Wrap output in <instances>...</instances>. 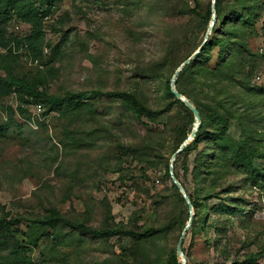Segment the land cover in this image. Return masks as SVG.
<instances>
[{
	"label": "rangeland",
	"instance_id": "obj_1",
	"mask_svg": "<svg viewBox=\"0 0 264 264\" xmlns=\"http://www.w3.org/2000/svg\"><path fill=\"white\" fill-rule=\"evenodd\" d=\"M166 2L170 0H61L45 20L44 59L34 60L21 49L19 60H9V69L0 66L4 75L10 74L8 70L44 75L47 90L55 94L131 90L160 111L155 118L140 119L119 100L99 96L94 110L45 111L43 104H26L27 117L17 113L12 121L6 106L18 107L21 101L15 93L0 98V217L8 212L27 229L32 218L57 207L67 217L94 227L140 230L186 217L187 207L171 188L173 178L167 175L166 165L177 147L174 130L189 122L164 87L177 64L206 33L200 18L174 16ZM179 25L180 30L192 29V37L170 48V28ZM8 27L19 34L30 30L15 15ZM65 32L66 39L58 46ZM218 35L217 45L205 55V66L233 59L245 67L230 81L227 92L224 83L208 85L198 98L205 109L214 97L228 95L231 102L227 106L233 112L228 132L235 138H256L254 142L264 152V15L253 27L239 24L232 35L227 34L233 47H225L231 51L222 60L219 50L225 30ZM54 46L57 50L52 51ZM0 52L6 53L1 47ZM186 89L191 91L189 80ZM209 144L204 139L192 149L187 174L181 165L184 156L176 165L191 192L203 176L192 172L196 156L210 152ZM211 160L207 155V166ZM224 162L229 161L222 159L220 168ZM241 166L219 175L216 185L209 183L220 193L207 199L204 226L185 237L188 264H232L252 252H259V264H264V189L256 181L258 175L264 179V158L255 159L253 171ZM227 198L221 210L211 208ZM62 229L71 234L72 241L55 246L51 237H43L32 250L36 260L46 264H165L180 238L179 223L141 243L128 236L104 239L68 226ZM19 238L26 237L21 234Z\"/></svg>",
	"mask_w": 264,
	"mask_h": 264
},
{
	"label": "trees",
	"instance_id": "obj_2",
	"mask_svg": "<svg viewBox=\"0 0 264 264\" xmlns=\"http://www.w3.org/2000/svg\"><path fill=\"white\" fill-rule=\"evenodd\" d=\"M59 1L61 0H0V47L6 51L5 54L0 52L1 67L9 69V60H19L21 56L18 51L21 49H25L27 55L34 60L44 59L46 46L45 20L53 6ZM176 1L170 0V2H166L168 5L166 6L167 11L174 16L189 14L195 17V19L200 18L204 25L205 33H207L213 16V0L207 2L203 0H183L181 3H177ZM216 13V22L203 49L179 72L177 78L178 90L190 98L198 107L202 115V122L195 138L178 154L175 168L178 161L184 156L181 165L184 174H187L191 170L188 156L192 149L196 148L199 142L204 139H208L210 142V152L209 150L199 152L195 159L192 172L198 177L203 175L195 192L189 190L186 183L181 179L179 172L175 170L176 176L185 186L194 206L195 214L189 229L193 234L199 231L205 224L206 216L209 212V209L205 208L208 203L207 199L213 198L220 193V191L212 189L209 183L214 184L219 175H223L235 165L237 167L242 165L241 167L253 171L255 169V159L264 158V152L261 150L260 144L254 142L256 138L254 140L247 137L235 138L228 132L230 118L233 115L231 108L227 106L231 102L228 95L221 99L214 97L213 101L207 104L205 109L198 98L199 91L208 85L212 87L214 84L224 83V89L227 92L228 84L231 83L230 81L235 79L236 74L243 71L245 63L233 59L219 61L214 67L208 68L205 66V55L217 45L219 40L218 34L222 29L225 30V37H223L225 42L224 44H220L219 50V60H222L225 53L228 50L231 51V49L225 47H233L231 46L232 42H230L231 37H228L227 34L232 35L239 24L245 27H253L256 19L264 15V0H217ZM12 15H15L20 21L28 23L30 25L29 32L19 34L9 30L8 23ZM179 27L180 25L170 28V48L177 47L181 42L188 41L192 37V29L180 30ZM63 35L58 46L65 41L67 32ZM204 39L205 36L201 43L177 64L175 70L165 82V94L184 109L189 122V126H179L174 130V133L178 137L175 152L191 133L194 127L195 114L183 100L179 99L172 92L171 80L177 68L199 48ZM56 47H52V51ZM50 70L56 72L54 67H50ZM8 71H10V74H0V98H5L15 93L22 103L18 107L6 106L7 115L12 121L15 119L17 113L27 117L28 108L26 104L41 103L46 106L45 111H51L55 108L73 109L78 107L94 110V100L99 96H108L119 100L140 119L142 117L152 119L160 113L159 110H154L146 105L139 95L131 90H69L64 94H55L47 90V78L42 74L31 76L29 74H16L11 70ZM188 80L191 91L186 89ZM207 155L212 158L209 166L205 162ZM222 159L229 162H224L225 166L220 168ZM170 162L166 165V171L167 175L171 176ZM213 162L215 164L218 162L215 168ZM260 178L261 175H258L256 181L264 189V179L260 180ZM171 188L176 191L179 200L185 203L187 207L186 217L182 218L181 216V219L174 217L168 223L162 225V227L148 226L142 230L124 226L94 227L82 220L67 217L57 207H51L42 217L32 218L27 225V229H24L21 221L7 212L0 217V264H46L36 260L33 257L32 250L38 247L42 238L46 236L54 240L55 246L70 243L72 241L70 238L71 234L63 231L62 228L64 226H68L72 230L91 234L97 238L109 239L116 235L128 236L135 242L141 243L157 237L163 231H171L179 223V235L181 236L190 218V207L174 180L171 182ZM227 200L228 198L219 204H214L211 208L213 210H221V204L226 205ZM21 234H24L26 238L20 239L19 236ZM259 254V252H252L246 255L244 259L235 260L232 264H259ZM165 264H183L177 255V245L169 250Z\"/></svg>",
	"mask_w": 264,
	"mask_h": 264
},
{
	"label": "water",
	"instance_id": "obj_3",
	"mask_svg": "<svg viewBox=\"0 0 264 264\" xmlns=\"http://www.w3.org/2000/svg\"><path fill=\"white\" fill-rule=\"evenodd\" d=\"M216 1L217 0H213V16L209 25V28L207 30V33L205 35V39L203 41V43L199 46V48L193 53L191 54L186 60L183 61V63L177 68V70L175 71L172 80H171V90L172 92L181 100H183L194 112L195 114V122H194V127L191 131V133L189 134V136L185 139V141L181 144V146L176 150V152L174 153L171 162H170V172H171V176L174 180V182L178 185L179 189L181 190V192L183 193V195L185 196L189 207H190V218L189 221L187 223V225L185 226L180 239L178 241L177 244V255L180 258V260L182 261L183 264H188L187 263V257L183 248L184 245V241H185V237L192 225L193 222V218H194V206L192 203V200L190 198V196L188 195V192L185 188V186L183 185V183L179 180V178L176 176L175 174V161L177 159L178 154L184 150V148L187 146V144H189L196 136L197 130L202 122V115L200 113V110L198 109V107L190 100V98H188L185 94H183L181 91L178 90L177 88V78L179 75V72L193 59L195 58L203 49L205 43L207 42L213 26L216 22L217 19V13H216Z\"/></svg>",
	"mask_w": 264,
	"mask_h": 264
},
{
	"label": "built area",
	"instance_id": "obj_4",
	"mask_svg": "<svg viewBox=\"0 0 264 264\" xmlns=\"http://www.w3.org/2000/svg\"><path fill=\"white\" fill-rule=\"evenodd\" d=\"M37 105H38L39 107H41V106H42V104H41V103H38Z\"/></svg>",
	"mask_w": 264,
	"mask_h": 264
}]
</instances>
